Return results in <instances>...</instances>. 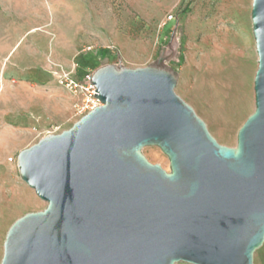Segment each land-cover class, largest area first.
<instances>
[{"label": "water", "instance_id": "obj_1", "mask_svg": "<svg viewBox=\"0 0 264 264\" xmlns=\"http://www.w3.org/2000/svg\"><path fill=\"white\" fill-rule=\"evenodd\" d=\"M250 20L254 110L234 147L174 92L169 55L102 65L90 76L101 105L18 152L20 179L46 206L9 226L0 264H253L264 242V0ZM149 146L168 171L146 159Z\"/></svg>", "mask_w": 264, "mask_h": 264}, {"label": "rangeland", "instance_id": "obj_2", "mask_svg": "<svg viewBox=\"0 0 264 264\" xmlns=\"http://www.w3.org/2000/svg\"><path fill=\"white\" fill-rule=\"evenodd\" d=\"M251 3L0 0V260L9 226L46 206L20 179L18 152L77 120L71 110L74 97L56 83L52 63L70 67L79 58L92 71L118 63L141 68L161 54L169 55L164 65L177 72L174 92L204 121L217 143L234 147L239 127L254 110L257 55ZM168 15L172 19L164 22ZM215 42L220 50L227 46L229 53V68L216 84L201 64L202 57L214 55L210 47ZM142 153L168 171V159L159 148L145 147ZM253 264H264V242L254 252Z\"/></svg>", "mask_w": 264, "mask_h": 264}, {"label": "built area", "instance_id": "obj_3", "mask_svg": "<svg viewBox=\"0 0 264 264\" xmlns=\"http://www.w3.org/2000/svg\"><path fill=\"white\" fill-rule=\"evenodd\" d=\"M171 19L172 15H168L164 22ZM86 50H91V47ZM51 72L56 83L74 97L71 110L72 116L76 119L101 105L98 98L93 95L96 92L94 85L90 83L93 71L85 67L81 69L79 58H75L70 67L52 63Z\"/></svg>", "mask_w": 264, "mask_h": 264}, {"label": "bare ground", "instance_id": "obj_4", "mask_svg": "<svg viewBox=\"0 0 264 264\" xmlns=\"http://www.w3.org/2000/svg\"><path fill=\"white\" fill-rule=\"evenodd\" d=\"M240 1V0H239ZM232 10V9H231ZM234 12H235V10H234ZM230 13V12H229ZM234 14V13H233ZM233 27V26H232ZM221 30H218L217 32H220ZM216 32V31H215ZM217 37V36H216ZM228 40V39H227ZM232 40V39H231ZM234 43H235V41H234ZM238 45V44H237ZM220 46V45H219ZM210 48H212L213 50H212V53L214 54V55H210L209 54V56H207V58L206 57H202V61H201V64L205 67V72H206V76H210V78L212 79V81H213V83L214 84H216L215 82H216V80H217V83L219 82L218 80H221V77L223 76V73L224 72H226V70H228V68H229V65H227V55L229 54L228 53V47L227 46H223L222 48V50H220L219 49V47H218V44L215 42V43H212L211 44V47ZM205 52V51H204ZM205 54V53H204ZM202 56V55H201ZM200 56V57H201ZM198 71V70H197ZM202 73V72H201ZM227 75V74H226ZM203 77V76H202ZM201 77V78H202ZM224 77V76H223ZM227 78V77H226ZM204 79V78H203ZM203 79H202V81H203ZM228 79V78H227ZM223 80V79H222ZM221 80V81H222ZM230 80V79H229ZM210 81V80H209ZM228 81V80H227ZM209 83V82H208ZM229 83V82H228ZM204 84V83H203ZM205 84H207V83H205ZM204 84V85H205ZM210 84V83H209ZM220 85H222L221 83H220ZM211 86H213V85H211ZM205 87V86H204ZM208 87V86H207ZM220 87V86H219ZM214 88V87H213ZM217 88V87H216ZM201 89H202V86H201ZM210 89V88H209ZM209 89H208V91H209ZM219 89V88H218ZM212 90V89H211ZM223 90V89H222ZM221 90V91H222ZM218 90H216V92H217ZM215 91H214V93H216ZM218 93V92H217ZM222 93V92H221ZM209 94V93H208ZM220 94V93H219ZM210 95V94H209ZM216 94H214V96H215ZM218 95V94H217ZM223 95V94H222ZM212 96V95H211ZM214 96H212V97H214ZM219 96V95H218ZM211 97V98H212ZM219 98H221L220 96L217 98V99H219ZM212 100V99H211ZM213 100H214V98H213ZM212 100V101H213ZM211 101V102H212Z\"/></svg>", "mask_w": 264, "mask_h": 264}, {"label": "trees", "instance_id": "obj_5", "mask_svg": "<svg viewBox=\"0 0 264 264\" xmlns=\"http://www.w3.org/2000/svg\"><path fill=\"white\" fill-rule=\"evenodd\" d=\"M80 63H81V60H80ZM83 68V66H82V63H81V69Z\"/></svg>", "mask_w": 264, "mask_h": 264}]
</instances>
